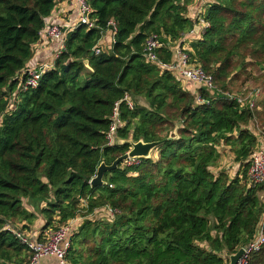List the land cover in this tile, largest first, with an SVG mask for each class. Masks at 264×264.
I'll return each mask as SVG.
<instances>
[{
    "label": "trees",
    "instance_id": "obj_1",
    "mask_svg": "<svg viewBox=\"0 0 264 264\" xmlns=\"http://www.w3.org/2000/svg\"><path fill=\"white\" fill-rule=\"evenodd\" d=\"M193 1L88 0L95 26L68 31L53 65L22 90L33 44L58 0H0V264L30 262L12 231L36 218L26 203L39 207L43 227L76 219L68 233L72 264H228L260 226L264 232V183L247 177L264 142V0L206 2L208 25L186 51L213 89L142 52L155 33L158 58L170 62L198 22L187 15ZM109 20L114 42L95 54ZM257 89L253 106L227 95ZM116 101L117 138L163 142L155 156L122 161L104 172L105 184L91 186L101 162L130 149L106 143ZM224 153L229 167H219ZM249 264H264V244Z\"/></svg>",
    "mask_w": 264,
    "mask_h": 264
},
{
    "label": "built area",
    "instance_id": "obj_2",
    "mask_svg": "<svg viewBox=\"0 0 264 264\" xmlns=\"http://www.w3.org/2000/svg\"><path fill=\"white\" fill-rule=\"evenodd\" d=\"M68 6L72 9L73 15L67 23L59 24L56 20L46 19L45 26L42 29L41 34H45L52 42L53 47L48 61H35L26 67L22 75H25L22 81L21 89L25 90L29 87H35L39 81L40 75L43 71L53 65L54 59L64 50L66 34L68 31L76 27L77 25H86L88 28L95 26L94 20L90 17L92 11L88 0H65ZM204 11L198 10L196 18L201 24V31L207 27L208 23L201 15ZM188 15V14H187ZM197 23V22H196ZM109 33L111 34V42H114V34L116 31L115 22L109 20L108 22ZM106 31V32H107ZM192 32V31H191ZM104 37V36H103ZM93 48L95 54L100 53L102 49V39ZM160 47L158 36L155 33L147 35L142 45V52L147 62L156 63L164 69H168L177 74L183 79L190 80L198 86H205L208 89H213L212 77L207 74L201 66L190 63L189 54L187 49L178 46L173 51V58L170 62L161 61L156 53V50ZM259 89L248 93L245 97L233 94H227L230 98H236L238 102L248 101L249 106H253L256 98L259 95ZM121 101V100H120ZM116 101L112 107L110 114V123L105 138L108 145H113L116 137L117 128L122 124L119 113V102ZM124 101L129 108L133 107V102L128 95L124 96ZM116 143V142H115ZM137 162V158H129L128 163L133 164ZM247 177L249 181L254 184L264 183V142L258 146L253 155L250 158V162L247 169ZM105 213L108 216H112L113 210L106 207ZM71 220L69 223L55 227L54 229L44 228L41 231L40 237H27L31 234L28 230H18V228H12L14 235L22 242L27 249L31 252L29 264H37L40 259L47 255L56 257L58 264H72L67 258L68 250L70 248L69 228L72 225ZM264 244V232L259 227L257 235L246 245L242 246L243 253L238 258L236 264H249L250 255L253 252H257Z\"/></svg>",
    "mask_w": 264,
    "mask_h": 264
},
{
    "label": "crops",
    "instance_id": "obj_3",
    "mask_svg": "<svg viewBox=\"0 0 264 264\" xmlns=\"http://www.w3.org/2000/svg\"><path fill=\"white\" fill-rule=\"evenodd\" d=\"M207 1L208 0H199V1L194 0L193 3L188 5V11H187L188 16L191 17L192 19L196 18V13L198 10L201 11L205 10ZM72 15H73L72 9L68 6L67 2L65 0H58L56 6L54 7L48 19L51 18L53 20H56V22L59 24H64L70 21ZM194 26H195L194 29L191 30L192 32L190 31L189 33L183 36L184 44L182 47L185 49H188L189 42L194 36H200L202 33L201 31L202 26L199 22L195 23ZM103 38L104 39H102V44H103L102 49L104 46L110 45L111 34L109 33V31L105 33ZM52 47L53 44L51 40L45 34L40 33L39 40L33 44L32 57L30 58L28 65L33 64L35 61H48L50 59ZM262 143L263 142H261V144ZM42 204L43 203H41L40 205ZM26 208L29 211L35 212L36 214L39 213V212L37 213L36 207H33L28 203L26 204ZM44 223H45V219L43 215L40 214L34 219L33 223L30 224L29 227L26 229L36 236V232L40 231V229L44 226L43 225ZM37 264H58V261L56 257L52 255H47L42 257Z\"/></svg>",
    "mask_w": 264,
    "mask_h": 264
},
{
    "label": "water",
    "instance_id": "obj_4",
    "mask_svg": "<svg viewBox=\"0 0 264 264\" xmlns=\"http://www.w3.org/2000/svg\"><path fill=\"white\" fill-rule=\"evenodd\" d=\"M84 64L88 66V60L85 59ZM167 139H171V137H168ZM124 142H128L130 144V149L122 155L118 156L110 165L101 162L96 169L95 175L89 181L91 186L105 184V181L103 180L104 172L115 169L120 162L127 161L129 158L149 157L150 152L155 147L160 145L163 140L144 142L142 140L132 141L131 139H128ZM242 253L243 248L240 247L235 253L230 254L228 256V264H236L238 258Z\"/></svg>",
    "mask_w": 264,
    "mask_h": 264
},
{
    "label": "rangeland",
    "instance_id": "obj_5",
    "mask_svg": "<svg viewBox=\"0 0 264 264\" xmlns=\"http://www.w3.org/2000/svg\"><path fill=\"white\" fill-rule=\"evenodd\" d=\"M199 1V0H198ZM104 50H105V48H104ZM250 88H259L260 89V87H250ZM139 103L140 104H144V100L142 99V98H139ZM254 130V129H253ZM106 139V138H105ZM114 140V142H113V144H115V142H118V143H123L124 141H126V140H121L120 138H117V137H115V139H113ZM128 140V139H127ZM106 143H107V139H106ZM156 155V151H155V149L154 150H152L151 152H150V154H149V157H151V156H155ZM125 164H127L128 163V160L127 161H123ZM129 164V163H128ZM231 164H233V161H232V159H228V155L226 154V153H224L223 155H222V159H221V163H220V165H219V167L221 166V167H223V166H227V167H229ZM232 167L233 168H237L235 165H232ZM216 169V168H215ZM214 169V171H217V170H215ZM261 194L263 195L262 196V198L264 199V192H261ZM27 204V203H26ZM36 209H37V213L39 212V208L38 207H36ZM104 213V212H103ZM36 214V213H35ZM40 214L38 213V214H36V217L37 216H39ZM97 215L98 216H102L101 215V213L99 212V213H97ZM44 225V224H43ZM58 225H57V223H53L52 225H50V227H42L41 229H40V231H37L36 232V236L35 235H33V233H31L29 236H27V237H31V236H35V237H40V235H41V231L44 229V228H48V229H54L55 227H57Z\"/></svg>",
    "mask_w": 264,
    "mask_h": 264
}]
</instances>
